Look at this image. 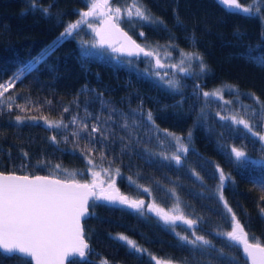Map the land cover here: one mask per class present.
<instances>
[{"label": "trees", "instance_id": "16d2710c", "mask_svg": "<svg viewBox=\"0 0 264 264\" xmlns=\"http://www.w3.org/2000/svg\"><path fill=\"white\" fill-rule=\"evenodd\" d=\"M251 1L260 18L237 9L229 12L217 0H140L166 27L120 23L149 49L165 48L170 62L182 51L203 57L207 70L200 71L201 61L194 63L191 72L177 75V90L144 68L150 57L84 52L82 41L94 39L86 25L61 38L67 24L87 9V0H0V83L13 84L0 97V170L88 180L93 170L119 168L115 179L122 190L134 196L150 195L152 201L164 205H174L178 198L187 217L200 218L195 230L181 224V233L191 239L195 231L215 246L194 249L180 239L184 235L162 229L151 217L124 207L93 208L90 201L94 214L83 219L89 242L87 264H100L101 258L108 264H141L142 256L113 239L117 234L180 264H208V259L211 264H232L217 249L236 264H246L240 245L230 249L216 234L230 231L229 223H235L227 208L235 213L248 240L264 245V142H255L242 126L220 119L240 112L254 131L264 134V108L252 99L258 97L264 103V67L249 59H264V0H239L241 4ZM109 2L123 8L133 0ZM43 9H49L50 15H44ZM217 91L223 99L203 96ZM16 105H25L27 111L21 112ZM149 111L158 127L147 122ZM121 113L129 124L135 121V132L121 127ZM16 115L63 119L67 127L51 129L42 119L20 124ZM73 116L75 124L70 123ZM80 120L90 127L107 121L103 126L114 133L107 146L101 141L89 154L94 169L83 154L87 142L78 127ZM78 131L81 139L77 142L72 133ZM170 133L189 149L186 154L174 153L178 145ZM53 135L58 143L51 141ZM232 147L245 151L242 162L230 161ZM173 155L181 156L180 164L165 159ZM56 164L61 169H54ZM217 166L231 177L224 185L227 206L218 199ZM0 264L28 261L0 252Z\"/></svg>", "mask_w": 264, "mask_h": 264}, {"label": "snow or ice", "instance_id": "6c2138e0", "mask_svg": "<svg viewBox=\"0 0 264 264\" xmlns=\"http://www.w3.org/2000/svg\"><path fill=\"white\" fill-rule=\"evenodd\" d=\"M217 4L223 6L229 12L237 9L247 16H254L255 18H260L261 16L259 10L254 12L250 7H242L239 0H217ZM86 7V11L79 13V19L67 24L61 38L71 36L81 25H86L95 32V36L98 37L96 43L99 45L108 44L113 47L114 51L126 52L129 56L143 54L145 57H153L157 68L164 67L161 64L157 51L149 50L147 46H141L136 43L120 27L122 21L128 23L139 22L141 26L153 28L166 27L164 21L154 17L140 0H133L131 6H126L125 8L119 6L113 7L109 0H87ZM42 12L44 15H50L49 9H43ZM89 18L96 20L95 27L89 22ZM262 26H264V22H262ZM140 35H143V33H140ZM185 55L189 60L195 59L201 61L199 64L201 72L207 70V65L203 63L202 56L187 53ZM249 59L250 62L264 67V59L253 57ZM180 63L183 64L184 60L182 59ZM170 67H179V65H170ZM180 70L187 71L184 68ZM19 78L17 76L13 79L17 80ZM165 83L173 89L178 90L180 87L179 83L173 80H167ZM11 87H13L12 83H0V97H3ZM210 95L223 99L219 91L203 93L205 97ZM8 99L10 100L11 97H8ZM252 99L259 107L264 108V103L260 102L258 97L253 96ZM11 107L9 105V110H11ZM16 107L21 112L27 111L25 105H16ZM63 111L67 112L68 109L65 108ZM121 117L124 118L121 127L125 130L131 128L135 132L137 127L135 121L129 124L128 118L123 113H121ZM26 119L29 121L42 119L51 129L67 127L63 119L56 121L49 120L43 116L39 118L36 116L27 118L21 115L15 116L16 122L20 124L24 123ZM93 119L96 118L93 117ZM108 119L110 120L111 117ZM220 119L230 120L233 124L242 126L248 135L254 137L255 142H264V134L254 131L253 126L248 119L244 118L242 113L234 112L230 116H221ZM146 120L153 127H158L155 125V120L150 111L146 114ZM70 123H77V117L73 116ZM106 124L107 121H102L90 127L83 120H80L78 124L80 131L85 134L83 139L87 142V148L83 154L89 157L87 163L93 169L96 165L89 154L97 150L95 148L96 144L104 141V146H107L110 143L109 136H114V133L109 132L103 126ZM72 135L76 137L77 142L81 139L79 131L73 132ZM169 135H172L175 139L178 145V152L186 154L189 151L179 137L171 133ZM188 136L191 137V132L188 133ZM50 139L53 143H58L55 135ZM119 139L123 140V138ZM129 139L132 140L133 137L130 136ZM65 140H67V137H65ZM104 146H102V149ZM128 146V144L124 145L125 148ZM102 149L100 150V159L103 161L105 155ZM230 152V161L234 158L235 162H242L246 158L245 151L239 148L232 147ZM24 155H27V153ZM165 159L174 160L177 164L181 163L180 155L166 156ZM109 163L111 164V162ZM53 167L54 169H61V165L59 164ZM217 170L219 180L218 199L227 206V201L224 198V185L231 177L230 174L226 175L218 166ZM63 171L68 172L67 169H63ZM102 171L108 177L106 185L103 180L99 179L100 172L97 171H92L93 180L91 183H80L75 179L68 182L67 180L54 178L51 175L29 176L0 173V252L6 256H16L22 260H27L28 264H33V262L34 264H65L66 261L76 264V260L86 258L89 251V244L85 239L81 221L94 214L89 212L90 201L93 208L97 206L109 208L124 206L135 210L140 215H144L145 202L122 195L116 187L115 176L120 175V169L109 167L102 168ZM70 175H74V173H70ZM195 175L197 179L202 180L198 174ZM127 179L130 183L135 184V181H132L130 177ZM145 191L148 190L145 189ZM171 191L174 194V190ZM261 191L264 192V187L261 188ZM261 200H264V196H261ZM147 212H154L166 225H176L179 221L190 229L194 228L200 219L187 217L181 208L178 198L171 211L166 212L153 202L147 205ZM227 212L231 214V220H234L235 223H229L230 231L218 232L216 234L224 239L225 245L230 249L234 245H240L246 258L251 260V264H264V247L260 243H249L248 234L241 223L235 219V213L232 212L231 208H227ZM261 213L264 214V209H261ZM192 236L193 238L190 239L189 236L184 235L180 239L186 244L191 245L194 249L205 250L206 248L215 247L209 239L203 235H196L195 231L192 232ZM113 239L124 242L135 253L143 254L146 251L126 235L117 234ZM217 251L220 253L222 259L231 260L232 264H236L234 258L225 256L219 249ZM150 258L155 260L156 264H171V261H160L155 257ZM80 264H87V261L81 260ZM104 264H107V261H104Z\"/></svg>", "mask_w": 264, "mask_h": 264}, {"label": "rangeland", "instance_id": "374dc122", "mask_svg": "<svg viewBox=\"0 0 264 264\" xmlns=\"http://www.w3.org/2000/svg\"><path fill=\"white\" fill-rule=\"evenodd\" d=\"M253 4H254L253 1H251L249 3H246V4H241L240 3V5L242 7H250L251 9L253 7ZM128 6H131V4L128 5ZM123 8H125V7L123 6ZM90 20H91L93 25L96 24V20L94 18H89V21ZM82 44H83L82 46H83L84 52H86V53H96V54H99V55H113L112 53H115V51L113 49L112 50H107V49L105 50V49L100 48V46L96 44L95 38L93 40H83ZM151 49H153V48L151 47ZM155 51L158 52L161 64H163L164 67L157 68L155 66V59L153 57H150L149 60H147V62L145 63V67L144 68L147 71H149L151 74L156 76L158 79H160V80H162L164 82L167 81V80L175 81L178 74L191 72L193 64L199 62V60H195V59L189 60L187 58V56L185 55L186 53L187 54H195V53H192V52L182 51L181 54H179V56L176 57V60L174 62L173 61L170 62V61H168L169 60V58L167 57L168 55L165 53V48L156 47ZM182 59L184 60L183 64L180 63ZM123 61H126V60H123ZM170 65H179V67H170ZM181 68H184L187 71L186 72L185 71H181L180 70ZM157 73H158V75H157ZM177 149H178V146H177V148H176V150L174 152L175 154H179L180 153V152L177 151ZM93 171H95V170H93ZM97 172H100L99 178L100 177L101 178L102 177H105V178L107 177V175L103 171H97ZM92 179H93V177H92V171H91V176H90V178L88 180L91 181ZM105 180H108V177Z\"/></svg>", "mask_w": 264, "mask_h": 264}, {"label": "flooded vegetation", "instance_id": "af4514ba", "mask_svg": "<svg viewBox=\"0 0 264 264\" xmlns=\"http://www.w3.org/2000/svg\"><path fill=\"white\" fill-rule=\"evenodd\" d=\"M99 179L103 180L105 185L108 182V180H105L106 179L105 177H102V178L100 177ZM115 183H116V179H115ZM119 189H120V192L122 194H125L126 196H129L132 199L143 200L145 202V214L142 215V216L151 217L153 219L152 221L157 222L162 229H167V230L171 231L175 236L184 235V233L183 234L181 233V229H180V225L183 224V223H176V225H166L158 216H156V214L154 212H147V205L152 204L154 202V201L151 200V196L150 195L149 196H146V195L134 196L130 192L122 190V188H120V187H119ZM155 204L158 205L160 208H162L166 212L167 211H171L173 206H174V205H171V204L170 205H164V204H160V203H156V202H155ZM118 207H124V206H118ZM124 208H127V207H124ZM127 209L131 210V211H135L133 209H129V208H127ZM185 226H187V225H185ZM196 226L197 225H195L194 228H192L191 230H195ZM134 254H136L138 256H142V259L140 261L141 264H156V261L151 259L150 257H155L157 260H160V261H171V264H180L178 261L170 260L169 258H165L164 255L161 254V253L153 252V251H150V250H146L143 254H138V253H134ZM104 261L105 260L102 259V258L98 259V262L100 264H104ZM188 264H192V263L188 262ZM197 264H205V262H200V263H197ZM208 264H211V260L210 259H208ZM246 264H250L249 261H247Z\"/></svg>", "mask_w": 264, "mask_h": 264}, {"label": "water", "instance_id": "95a60500", "mask_svg": "<svg viewBox=\"0 0 264 264\" xmlns=\"http://www.w3.org/2000/svg\"><path fill=\"white\" fill-rule=\"evenodd\" d=\"M96 26V25H95ZM94 26V27H95ZM120 27L125 31V32H127L128 33V35L129 36H131L132 37V39L134 40V41H136V43H138V44H140L141 46H144L143 44H141L139 41H137L121 24H120ZM92 32H93V35H94V37H95V41H97L98 40V37H96L95 36V32L92 30ZM97 45H99L98 43H96ZM100 47H102V48H107V49H113V47L112 46H110V45H108V44H105V45H99ZM118 46V45H117ZM117 54H119V55H125V56H129L126 52H117V51H115ZM136 55H134V56H129V57H135ZM138 56H143V57H145L143 54H140V55H138ZM0 173H3V174H15V175H29V176H36V175H40V176H53L54 178H57V179H62V180H67L68 182H71V180L72 179H75V178H64V177H60V176H56V175H52V174H43V173H36V174H27V173H19V172H15V171H2V170H0ZM76 181H78V182H80V183H91L92 181H87V180H77V179H75ZM115 185H116V183H115ZM116 187L118 188V186L116 185ZM119 189V188H118ZM119 192H120V189H119ZM121 193V192H120ZM122 194V193H121ZM122 195H125V194H122ZM89 212H90V209H89ZM81 223H82V226H83V219H82V221H81ZM177 223H182V222H177ZM84 229V228H83ZM85 236V235H84ZM85 239H86V237H85ZM87 240V239H86ZM249 241V240H248ZM87 242H88V240H87ZM249 243H258V242H253V241H249ZM88 244H89V242H88ZM260 245L262 246V247H264V245H262L261 243H260ZM241 247V246H240ZM241 251H242V254H243V256H245V253L243 252V250H242V247H241ZM246 257V256H245ZM81 260H83L84 258H80ZM248 261H249V263L251 264V260L250 259H248ZM33 264H34V262H33ZM65 264H69V261H66L65 262Z\"/></svg>", "mask_w": 264, "mask_h": 264}]
</instances>
